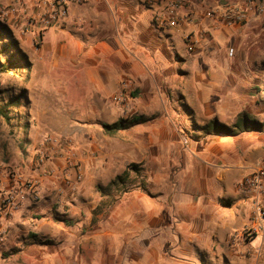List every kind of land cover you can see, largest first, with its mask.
Returning a JSON list of instances; mask_svg holds the SVG:
<instances>
[{"label":"crops","instance_id":"0c3cea01","mask_svg":"<svg viewBox=\"0 0 264 264\" xmlns=\"http://www.w3.org/2000/svg\"><path fill=\"white\" fill-rule=\"evenodd\" d=\"M230 5L246 14L243 26L254 21L250 1ZM226 6L184 0L179 14L190 21L160 29L154 11L162 3L85 0L42 31L25 86L29 140L36 148L47 132L71 138L82 174L72 192L67 155L53 159L56 176L35 171L40 198L15 213L47 208L73 221H49L48 234L63 239L47 264H264V242L240 238L251 210L236 187L264 160V112H247L249 54L234 47L242 25L206 17ZM123 89L131 95L125 120H138L107 133L105 125L123 118L124 104L112 101ZM215 120L239 132L224 135L210 127ZM129 164L142 172L143 188L98 213L106 197L98 188Z\"/></svg>","mask_w":264,"mask_h":264},{"label":"rangeland","instance_id":"374dc122","mask_svg":"<svg viewBox=\"0 0 264 264\" xmlns=\"http://www.w3.org/2000/svg\"><path fill=\"white\" fill-rule=\"evenodd\" d=\"M190 1L205 7L215 4L237 5L250 1L264 8V0ZM83 2L85 0H0V29L6 26L10 31L9 37H0V109L8 115V120L0 116V264H47L49 255L57 249L55 245L58 240L63 239V236L56 239L48 234L51 230L49 221L54 220L65 226L73 224L65 215L63 218L50 214L47 208L36 210L27 217L15 213L19 212L25 203L35 202L40 198L35 184V171L39 176H49L46 172L49 168L52 169L50 162L53 159L68 155L66 151H69L70 160L81 172L75 142L71 138L47 132L36 148L29 140V131L33 125L27 118L26 109L29 103L25 86L32 63L35 62V51L41 47L39 36L42 31L64 23L68 17L69 5H80ZM254 16L255 22L242 25L234 31L235 51L249 54L247 82L253 103L248 106V115L252 112H264V74H258L264 70V11L259 13L255 8ZM4 67L8 69L5 70ZM254 71L257 72L254 74ZM125 92L126 100L121 120L129 118L127 112L131 95L129 90ZM258 124L264 127V122ZM218 125L221 124L215 120L210 127L220 130ZM235 125L237 124L223 126L235 134L239 132L238 126ZM252 125L258 126L254 123ZM203 129L205 133L207 128ZM49 137L55 142L47 141ZM67 161L66 156V163ZM67 167L75 170L68 163ZM53 175L56 176L55 172ZM141 176L142 172L139 170L136 173L130 171L126 182L120 185L119 189L112 188L108 191L109 196L104 198L97 212L105 213L110 210L113 202L119 200L124 191L143 188ZM22 191L25 192L26 199H21ZM38 225L43 226L42 232L37 228ZM255 240L259 243L261 239ZM43 242L47 244H40Z\"/></svg>","mask_w":264,"mask_h":264},{"label":"built area","instance_id":"2783aa9c","mask_svg":"<svg viewBox=\"0 0 264 264\" xmlns=\"http://www.w3.org/2000/svg\"><path fill=\"white\" fill-rule=\"evenodd\" d=\"M150 5H160L163 4L164 9L154 11V22L160 29L173 28L179 22L190 21L186 17L180 16L179 11L183 7L184 0H149ZM250 6L257 12L262 13L264 8L261 5H254L250 2ZM220 13L216 11H208L206 17L211 19L220 18L226 25L231 27L241 26L246 20V14L240 7L236 6H226V9ZM48 23V21L46 22ZM185 43L187 45V51L192 52L195 48L196 38L194 33H188L185 36ZM233 51L230 50V53ZM125 90L123 89L120 93L112 97V101L118 104H124L126 100ZM47 141L51 142L55 140L51 137L47 138ZM46 141V142H47ZM67 152V163L70 167L75 169L74 179L65 178V185L74 192L76 187L81 182L82 174L79 167L76 166L70 160L71 154ZM42 162V160H41ZM54 171L48 169L46 174L53 176ZM236 187L239 191L243 192L250 202V216L248 222L243 226L240 232V238L244 241L252 240L254 238H260L264 242V160L261 161L256 168L249 173L247 176L241 178ZM21 199H26L25 192L22 191ZM10 203V202H9ZM234 238V237H233Z\"/></svg>","mask_w":264,"mask_h":264},{"label":"trees","instance_id":"16d2710c","mask_svg":"<svg viewBox=\"0 0 264 264\" xmlns=\"http://www.w3.org/2000/svg\"><path fill=\"white\" fill-rule=\"evenodd\" d=\"M9 30L6 26L2 27L0 29V37L1 36H5L7 35V37H9ZM10 62V61H9ZM5 66V65H4ZM4 69H8L4 67ZM0 116L3 117L4 119L8 120V115L6 113H4L3 110L0 109ZM138 119H133L132 121H126V120H121L119 123H115L111 126H108V125H105L104 128H105V131H107V133H112L114 132L115 130H118V129H126L128 127H130L131 125L133 124H136V121ZM216 124V123H215ZM221 132L224 133V134H227V135H232V130L223 126V125H218ZM237 126V125H235ZM139 168L134 165V164H129L126 168V170L123 172V174L117 176L113 181H111L109 183V185L106 187V188H98V191L102 194V195H105V196H109L108 194V191L111 190L112 188L114 189H119L118 187L120 185H123L125 182H126V179L128 178V174L130 171H133V172H138ZM127 192V191H124V193ZM40 244H47V243H40Z\"/></svg>","mask_w":264,"mask_h":264}]
</instances>
